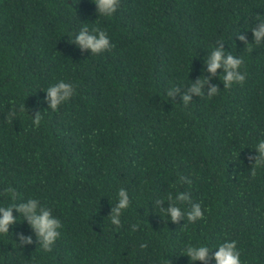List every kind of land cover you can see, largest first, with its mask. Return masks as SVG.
<instances>
[{
    "label": "trees",
    "instance_id": "16d2710c",
    "mask_svg": "<svg viewBox=\"0 0 264 264\" xmlns=\"http://www.w3.org/2000/svg\"><path fill=\"white\" fill-rule=\"evenodd\" d=\"M257 16L264 0H120L110 17L92 0H0V206L37 199L62 225L44 251L13 207L0 264H215L189 261L184 250L214 252L225 241H236L241 264H264V167L253 177L247 159L264 140ZM85 26L114 47L80 49L72 41ZM217 46L242 59V83L225 89L223 68L208 73ZM198 78H207L204 95L185 106ZM59 81L75 94L52 111L46 90ZM212 86L220 90L209 98ZM181 176L191 184L177 183ZM121 188L130 204L117 228L108 215ZM177 192L204 218L172 223L161 209ZM18 234L32 243L20 246Z\"/></svg>",
    "mask_w": 264,
    "mask_h": 264
},
{
    "label": "clouds",
    "instance_id": "9594fccd",
    "mask_svg": "<svg viewBox=\"0 0 264 264\" xmlns=\"http://www.w3.org/2000/svg\"><path fill=\"white\" fill-rule=\"evenodd\" d=\"M92 2L96 5L97 14L110 17L116 12L120 0H92ZM251 31V43L260 45L261 42L264 41V19L257 16V23ZM237 39L243 42L245 46L250 44L243 34H239ZM72 42H74L80 49L90 50L92 54H99L114 47V45L110 43L109 37L105 31L99 28H93L90 31L87 26L80 29ZM205 63L207 64L208 73L212 75L216 74L217 69L223 68L222 83L225 89L230 88L233 83H242L245 79L244 74L239 70L243 63L242 59L233 56L231 53H226L222 46L215 47ZM206 83L207 78H204L203 80L198 78L195 83L188 88L187 92L182 95L181 99L183 104L185 106L188 105L191 94L197 96L204 95L203 87ZM219 90L218 87L212 86L208 90L207 96L211 98L217 95ZM46 92L48 107L52 111H56L59 105L68 101L75 94L74 86L71 83H66L64 81H59L50 85ZM177 92H179V88L173 87L167 92V96L172 97ZM19 111H26L24 105L19 107ZM13 116H16V111H10L6 119L11 122ZM41 120V112H36L32 121L33 124L38 127ZM255 150L257 155H249L247 157L249 161H254L250 167L251 175L253 177L256 175V170L258 168L264 167V140L258 142ZM182 181L191 184V180L183 176L179 177L177 183ZM4 192L12 194L13 201L15 200L16 193L11 187L6 188ZM117 197L118 202L115 206H111L108 217L111 224L119 228L121 226V214L129 207L130 199L128 192L123 188L118 190ZM166 199L170 202L169 207L161 210L165 212L168 218L170 217L172 223H178L181 219L185 220V218L189 223H194L195 221L204 218V213L200 204L193 203L191 197L186 192H177L175 197H173L172 194H169ZM155 203L161 204L162 200H156ZM183 204L190 205L186 212L179 206ZM13 207H15L16 211L20 214L19 217H22L23 220H27L28 225L35 232L41 248L44 251H51L53 244L61 235L58 229H60L62 225L60 221L52 215L51 210L41 206L37 199L30 198L24 203H13L7 207L0 206V234H7L9 225L17 223V217L12 215ZM137 227V225H132V230L135 231ZM18 239L20 241V246L32 243L31 236L18 234ZM141 247H144V245H141ZM210 251L212 252L211 256L209 255ZM183 255H186L189 258V261L198 260L207 262L208 260H214L215 264H241L240 252L237 250L236 241H225L218 245L214 252L207 246L188 245L185 248ZM168 264H170L169 261Z\"/></svg>",
    "mask_w": 264,
    "mask_h": 264
}]
</instances>
